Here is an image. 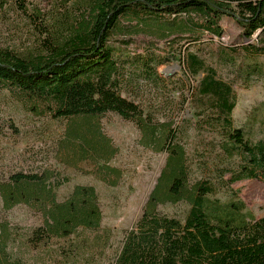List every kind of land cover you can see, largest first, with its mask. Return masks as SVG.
I'll return each instance as SVG.
<instances>
[{
  "label": "trees",
  "instance_id": "obj_1",
  "mask_svg": "<svg viewBox=\"0 0 264 264\" xmlns=\"http://www.w3.org/2000/svg\"><path fill=\"white\" fill-rule=\"evenodd\" d=\"M81 5L82 18L70 23L67 33L45 29L47 37L38 51L22 54L0 46V91L8 89L29 111L55 119L116 112L136 122L144 144L167 153L142 214L126 233L113 264H264V215L212 218L205 208L207 196L217 187L264 180V137L253 140L245 129L234 126V84L206 66L199 54H187L192 74L205 73L197 90L207 104V111L200 113L199 129L221 136L213 167L218 182L201 178L192 183L188 151L178 141V128L149 118L136 100L123 93L118 60L130 50L133 34L155 35L157 41L166 42L164 51L171 55L185 37L189 42L224 37L225 18L236 22L243 40L258 41L232 48L234 53L264 55V0H82ZM117 31L121 37L114 38ZM112 40L120 45L112 46ZM146 42V52L158 47L156 41ZM256 72L262 73L256 63L246 69L247 75ZM68 134L96 152H109V139L97 126L86 132L81 125L72 126ZM66 181L49 168L15 172L0 181L4 209L24 203L42 213L43 224L29 236L33 245L69 238L80 228L101 227L103 211L96 187L76 184L66 199L59 200L57 191ZM182 201L190 205L184 220L160 210L162 204ZM231 203L238 213L245 208L239 199ZM9 241V229L0 223V264H23L8 251Z\"/></svg>",
  "mask_w": 264,
  "mask_h": 264
},
{
  "label": "rangeland",
  "instance_id": "obj_2",
  "mask_svg": "<svg viewBox=\"0 0 264 264\" xmlns=\"http://www.w3.org/2000/svg\"><path fill=\"white\" fill-rule=\"evenodd\" d=\"M81 1L65 4L63 0H0V46L22 54L38 51L47 37L45 29L55 33L60 28L65 34L70 23L76 24L82 18ZM223 25L224 37L202 42H189L185 37L171 55L164 51L166 42L157 41L155 35L133 34L130 50L118 57L123 93L136 100L149 118L178 128V141L188 151L192 183L201 178L217 180L213 167L221 150V136L199 129L200 113L207 111V104L197 90L205 73L192 74L188 53L199 54L206 66L215 68L221 78L234 84V126L245 129L253 140L264 137V55H248L243 50L234 53L232 48L258 41L255 37L243 40L240 27L231 19L225 18ZM119 37L117 31L114 38ZM146 41H156L158 47L146 52ZM111 45L120 43L112 40ZM254 63L260 65L262 73L247 75L246 69ZM77 125L85 132L97 126L109 139V152H96L79 137L70 136L69 129ZM167 156L144 144L136 122L116 112L92 118L55 119L34 114L8 89L1 90L0 181L15 172L53 169L68 180L57 191L59 200L66 199L76 184H89L96 187L103 211L97 230L80 228L69 238L33 245L29 236L43 224L42 213L24 203L6 210L0 195V223L6 224L10 232L8 251L23 264H113L126 233L140 218ZM228 188L217 187L214 194L207 196L205 208L210 217L264 215V180H243ZM238 199L245 206L239 213L231 203ZM189 208L185 201L160 206L163 213L182 220Z\"/></svg>",
  "mask_w": 264,
  "mask_h": 264
}]
</instances>
